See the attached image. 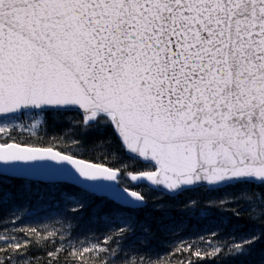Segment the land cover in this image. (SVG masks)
Returning <instances> with one entry per match:
<instances>
[{
  "label": "snow or ice",
  "instance_id": "obj_1",
  "mask_svg": "<svg viewBox=\"0 0 264 264\" xmlns=\"http://www.w3.org/2000/svg\"><path fill=\"white\" fill-rule=\"evenodd\" d=\"M47 113H79L72 123L85 133L111 129L151 166L128 173L150 188L264 187V0H0V171L24 175L55 162L85 181L118 182L120 169L80 158L88 148L79 140L45 145L13 135L24 128L18 120L35 115L36 129ZM110 143L91 148L99 157ZM233 199L259 219L264 196L244 187ZM258 238L232 249L242 255ZM27 242L5 238L0 249Z\"/></svg>",
  "mask_w": 264,
  "mask_h": 264
},
{
  "label": "trees",
  "instance_id": "obj_2",
  "mask_svg": "<svg viewBox=\"0 0 264 264\" xmlns=\"http://www.w3.org/2000/svg\"><path fill=\"white\" fill-rule=\"evenodd\" d=\"M36 118L33 115L18 120L16 123L24 128L15 130L13 135L45 145L54 137H62L65 142L81 141L88 151L80 158L120 169L119 179L128 183L129 189L141 193L147 205L141 209L124 208L68 183H40L0 175V242L11 237L28 241L19 249H0L2 264H23L25 257L28 264H127L133 259L143 264H264V209H260L259 219L253 220L247 210L249 205L243 201L237 204L233 199L244 187L264 196V187H198L169 196L143 183L131 182L128 173L139 174L152 170L151 166L129 156L111 129L85 133L72 123L81 120L79 113L55 117L47 113L46 122L31 129L29 126ZM32 132L37 136H32ZM108 137L111 143L105 145L104 154L98 157L96 152L100 149L91 146ZM221 200L227 203L221 204ZM209 202L213 206H207ZM77 205L82 207L72 211ZM122 225L127 231L117 236ZM109 236L111 240L105 243ZM254 236L259 238L244 246V254H235V242ZM189 244L191 248L187 247ZM105 247L118 248V254L104 253ZM213 247L222 251L212 252ZM197 248L207 254H194ZM53 252L57 254L50 257Z\"/></svg>",
  "mask_w": 264,
  "mask_h": 264
},
{
  "label": "water",
  "instance_id": "obj_3",
  "mask_svg": "<svg viewBox=\"0 0 264 264\" xmlns=\"http://www.w3.org/2000/svg\"><path fill=\"white\" fill-rule=\"evenodd\" d=\"M128 154L130 153L128 152ZM130 155L135 156V154H130ZM140 159L143 160V158ZM50 163L53 165L52 168L30 169L24 175H16L12 172H2V171H0V175L9 176L13 178L27 179L42 183H69L89 193H95V194H100L102 196H106L114 200L118 204L122 205L123 207H127V208L139 209L144 207L146 204L145 199H144V203L137 204L134 198L130 196V192L132 190H130L129 193H124L122 191L124 187L119 186L117 184V181H99V182L85 181L84 178L79 177L78 174H75L70 169L65 170L62 166L56 165L55 162H50ZM118 175L119 174L117 173V178ZM146 184L149 186L150 182H147ZM195 187H200V186H188L185 190ZM151 188L157 191H163L171 196H175L182 192V191H179L178 193L171 192L166 190L163 186H158V187L153 186Z\"/></svg>",
  "mask_w": 264,
  "mask_h": 264
},
{
  "label": "rangeland",
  "instance_id": "obj_4",
  "mask_svg": "<svg viewBox=\"0 0 264 264\" xmlns=\"http://www.w3.org/2000/svg\"><path fill=\"white\" fill-rule=\"evenodd\" d=\"M131 180V179H130ZM129 182V181H128ZM134 184H137V182L131 181ZM118 183L120 184V186L124 187V188H129L128 183H125L124 181L118 179ZM133 190V189H132ZM136 191V190H135Z\"/></svg>",
  "mask_w": 264,
  "mask_h": 264
}]
</instances>
